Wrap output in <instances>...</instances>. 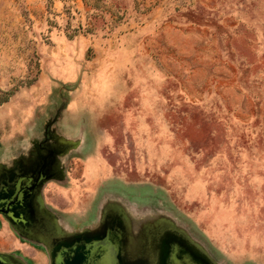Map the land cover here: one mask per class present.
I'll return each mask as SVG.
<instances>
[{
  "label": "rangeland",
  "instance_id": "374dc122",
  "mask_svg": "<svg viewBox=\"0 0 264 264\" xmlns=\"http://www.w3.org/2000/svg\"><path fill=\"white\" fill-rule=\"evenodd\" d=\"M46 128L50 247L117 220L137 264L172 237L264 264V0H0V175ZM27 242L0 226V253L49 264Z\"/></svg>",
  "mask_w": 264,
  "mask_h": 264
},
{
  "label": "flooded vegetation",
  "instance_id": "af4514ba",
  "mask_svg": "<svg viewBox=\"0 0 264 264\" xmlns=\"http://www.w3.org/2000/svg\"><path fill=\"white\" fill-rule=\"evenodd\" d=\"M51 141L52 137L47 135L46 128L43 139L37 145L34 168L15 166L0 175V226L5 225L14 237L34 246H49L53 237L49 233L50 228L57 225L56 217L61 219L60 215L47 207L42 192L48 182L61 178L55 160L64 153L53 148L49 144ZM68 224L71 225L70 222ZM87 241L89 244H84ZM148 247L151 249L148 248L146 252L151 256L145 259H153V264H210L178 237L160 241L155 248L152 245ZM49 249V264H65L78 254L81 258L91 259L95 264L138 263L128 256L125 232L117 220L108 224L100 234L61 239L49 246ZM7 255L12 256L10 253ZM27 260L30 261V258Z\"/></svg>",
  "mask_w": 264,
  "mask_h": 264
},
{
  "label": "water",
  "instance_id": "95a60500",
  "mask_svg": "<svg viewBox=\"0 0 264 264\" xmlns=\"http://www.w3.org/2000/svg\"><path fill=\"white\" fill-rule=\"evenodd\" d=\"M84 244H89L85 242ZM78 256V257H77ZM0 264H22L19 263L15 257L0 253ZM65 264H95L91 259L81 258V255H76L71 261L65 262Z\"/></svg>",
  "mask_w": 264,
  "mask_h": 264
},
{
  "label": "clouds",
  "instance_id": "9594fccd",
  "mask_svg": "<svg viewBox=\"0 0 264 264\" xmlns=\"http://www.w3.org/2000/svg\"><path fill=\"white\" fill-rule=\"evenodd\" d=\"M66 133L69 136H71L73 138V140L76 141L77 143L80 142L81 137L84 135V133L81 129L72 128V127H69L68 129H66Z\"/></svg>",
  "mask_w": 264,
  "mask_h": 264
},
{
  "label": "trees",
  "instance_id": "16d2710c",
  "mask_svg": "<svg viewBox=\"0 0 264 264\" xmlns=\"http://www.w3.org/2000/svg\"><path fill=\"white\" fill-rule=\"evenodd\" d=\"M94 15V14H93ZM90 28H89V30H91L92 28H91V24L90 25H88Z\"/></svg>",
  "mask_w": 264,
  "mask_h": 264
}]
</instances>
